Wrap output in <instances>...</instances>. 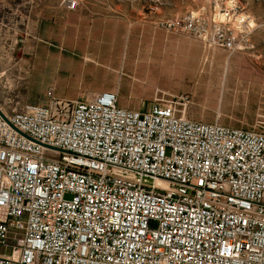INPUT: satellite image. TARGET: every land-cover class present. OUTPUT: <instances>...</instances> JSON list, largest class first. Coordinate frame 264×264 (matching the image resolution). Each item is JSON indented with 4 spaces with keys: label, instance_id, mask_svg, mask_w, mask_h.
Listing matches in <instances>:
<instances>
[{
    "label": "built area",
    "instance_id": "obj_1",
    "mask_svg": "<svg viewBox=\"0 0 264 264\" xmlns=\"http://www.w3.org/2000/svg\"><path fill=\"white\" fill-rule=\"evenodd\" d=\"M48 96L0 106V264H264V130Z\"/></svg>",
    "mask_w": 264,
    "mask_h": 264
},
{
    "label": "rangeland",
    "instance_id": "obj_2",
    "mask_svg": "<svg viewBox=\"0 0 264 264\" xmlns=\"http://www.w3.org/2000/svg\"><path fill=\"white\" fill-rule=\"evenodd\" d=\"M103 90L264 130V0H0L2 108Z\"/></svg>",
    "mask_w": 264,
    "mask_h": 264
},
{
    "label": "crops",
    "instance_id": "obj_3",
    "mask_svg": "<svg viewBox=\"0 0 264 264\" xmlns=\"http://www.w3.org/2000/svg\"><path fill=\"white\" fill-rule=\"evenodd\" d=\"M105 91H108V90H105ZM99 92H101V91H99ZM137 109H140V108H137ZM11 233L13 234L14 231H11ZM9 254H10V247H8V246H0V256H8Z\"/></svg>",
    "mask_w": 264,
    "mask_h": 264
},
{
    "label": "water",
    "instance_id": "obj_4",
    "mask_svg": "<svg viewBox=\"0 0 264 264\" xmlns=\"http://www.w3.org/2000/svg\"><path fill=\"white\" fill-rule=\"evenodd\" d=\"M0 114H1V111H0Z\"/></svg>",
    "mask_w": 264,
    "mask_h": 264
}]
</instances>
